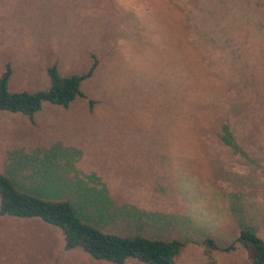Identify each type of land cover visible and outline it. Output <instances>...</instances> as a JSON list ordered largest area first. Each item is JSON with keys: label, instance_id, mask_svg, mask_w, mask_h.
Segmentation results:
<instances>
[{"label": "rangeland", "instance_id": "374dc122", "mask_svg": "<svg viewBox=\"0 0 264 264\" xmlns=\"http://www.w3.org/2000/svg\"><path fill=\"white\" fill-rule=\"evenodd\" d=\"M93 62L69 106L45 103L33 122L0 112V172L79 209L106 196L103 230L178 237L175 264H250L224 248L246 206L264 208V0H0L11 90L48 86L49 65L70 75ZM0 264L114 263L65 250L39 218L0 216Z\"/></svg>", "mask_w": 264, "mask_h": 264}, {"label": "trees", "instance_id": "16d2710c", "mask_svg": "<svg viewBox=\"0 0 264 264\" xmlns=\"http://www.w3.org/2000/svg\"><path fill=\"white\" fill-rule=\"evenodd\" d=\"M96 64L93 62L86 72L70 75L62 74L56 64L49 65L46 68L49 85L29 91L9 88L12 69L6 63L0 75V112L20 113L33 122L35 114L45 103L67 107L76 97H84L82 81L92 75ZM89 103L91 105L93 101ZM84 196L79 209L70 198L24 190L9 175L0 172V216L39 218L59 228L65 250L80 249L96 260L114 264H123L128 259L145 264L176 263L183 241L103 230L99 222L103 221L105 213L111 215L113 212L109 210L111 200L102 195L97 198ZM237 244L246 250L250 264H264V242L252 229H241L224 250H234ZM200 245L208 256H211V250L219 248L211 238H205Z\"/></svg>", "mask_w": 264, "mask_h": 264}, {"label": "crops", "instance_id": "0c3cea01", "mask_svg": "<svg viewBox=\"0 0 264 264\" xmlns=\"http://www.w3.org/2000/svg\"><path fill=\"white\" fill-rule=\"evenodd\" d=\"M229 220L231 219L234 221L235 219H240V214L238 212L233 211V213L229 212L228 214ZM245 222H246V228L255 230V233H258V231H261L262 228H259L261 224L260 222L264 219V208L262 205H259V203H256V205L249 204L246 206L245 209V216H244ZM227 220V219H222ZM178 238V237H173ZM184 244V243H183ZM178 259V258H177ZM179 260V259H178ZM177 261V260H176Z\"/></svg>", "mask_w": 264, "mask_h": 264}]
</instances>
